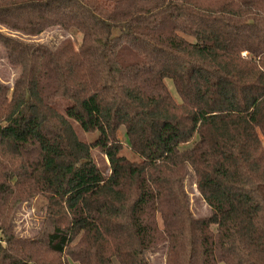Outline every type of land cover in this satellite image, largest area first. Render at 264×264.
I'll return each mask as SVG.
<instances>
[{
	"label": "trees",
	"instance_id": "trees-1",
	"mask_svg": "<svg viewBox=\"0 0 264 264\" xmlns=\"http://www.w3.org/2000/svg\"><path fill=\"white\" fill-rule=\"evenodd\" d=\"M262 5L0 0L8 32L81 35L53 48L0 29L16 71L0 81V264H264ZM36 199L41 228L20 237Z\"/></svg>",
	"mask_w": 264,
	"mask_h": 264
},
{
	"label": "rangeland",
	"instance_id": "rangeland-1",
	"mask_svg": "<svg viewBox=\"0 0 264 264\" xmlns=\"http://www.w3.org/2000/svg\"><path fill=\"white\" fill-rule=\"evenodd\" d=\"M264 11V5L260 7ZM2 32L12 35L21 39L24 42H32L34 44H42L48 45L49 47L55 48L60 44L63 40H71L75 45L80 42L81 35L80 34H72L70 32L63 31L57 28H49L44 30L41 35L31 37V36H23L19 33L8 32L4 28H0ZM4 53L0 49V81L4 82L8 87L13 88L14 85V74L16 71L7 64L6 59H4ZM171 84H168L170 89ZM97 134L95 135H85V139L88 142H92ZM120 141L123 144H127V141L123 138V132L121 131L119 134ZM124 154L127 157H131L130 152L126 151ZM93 157L97 164L104 169L105 174H108V168L105 165H108L106 159L99 154L97 151L94 152ZM185 188L187 194L189 196V204L191 208V212L195 217H208L211 213V209L208 208L206 203H204L197 191V188L194 186L192 182V176L186 180ZM44 216L43 202L36 199L32 202L25 203L20 207V210L17 212V215L13 219V225L15 227V231L17 235L20 237H32L35 233H37L41 228V221ZM147 259L149 264H164V253L160 250H154L151 252H147Z\"/></svg>",
	"mask_w": 264,
	"mask_h": 264
}]
</instances>
